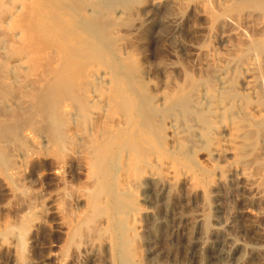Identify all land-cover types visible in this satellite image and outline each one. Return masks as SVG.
Returning <instances> with one entry per match:
<instances>
[{"label": "rangeland", "instance_id": "1", "mask_svg": "<svg viewBox=\"0 0 264 264\" xmlns=\"http://www.w3.org/2000/svg\"><path fill=\"white\" fill-rule=\"evenodd\" d=\"M124 1H120V4L127 6L125 16L109 24L105 32L106 38L104 34L105 39L101 37L97 51L90 52L92 60L88 53L90 58L88 59L85 54L83 61L99 63L101 66V62L106 59L103 67L105 63L108 69L112 66L113 72L122 75L127 84L129 83L133 88L139 87L138 92L142 90L140 93L142 99L154 101L153 104L158 109L157 94L161 95V98L167 97L179 85H185L188 78H192V81H196L198 77L206 79L210 75L211 57L231 54L236 46L245 47L257 42L258 46L252 48L250 57V60L256 64V70L251 72L250 76L256 80L257 98H253L251 102L259 108L260 115L250 119L249 122L257 125L263 121L264 102H260L258 96H264V0H230L224 6H218L214 0H209L206 6L199 0H187L184 3L176 0ZM136 5L137 12L133 9ZM36 34L30 32L28 37L31 39L24 40V44L18 42L16 46L12 45V49L18 52L16 54L18 57L9 61L7 74L10 76H8L10 84L5 86L0 84L2 86L0 87V120L2 121L0 148L3 152L1 153L8 154L14 161H18L12 180L5 174L0 164V228L15 222L28 208H32L37 217L35 223L41 221L37 229H33L32 237L35 239L31 237L33 241L30 240L32 244L30 243L29 246L32 245L33 248L27 249L28 253L33 251L27 254L29 258L37 257L33 259L35 262L31 260L32 264H37L39 260L46 261L40 264H111V254L104 247L96 246L86 255L82 251L76 252L73 247L67 249L65 244V229L70 225L75 214H80L84 209L85 198L81 195L84 194L83 190L87 185L88 157L82 149L81 140L84 139V133L78 116L74 115L75 120H73L72 115L68 129L72 134L78 135L76 139L80 142L72 140L65 148L55 147L57 144L53 136L51 137L52 133L50 129L48 130V125L45 122L44 125L43 120L39 118L44 107V98L40 96L42 79L56 69L58 62L56 57L52 58L55 56L52 51L53 56L48 55L51 53L48 48L46 49L51 44V42L47 43L49 39L43 38L45 39L43 43L41 37V40L39 39L40 35ZM52 40L54 38H50L49 41ZM42 43L43 45H39ZM99 48L101 51L104 48L101 56ZM22 52L27 55L22 57L25 55ZM97 57L104 59L98 62ZM93 58L97 59V62ZM53 60L57 63H53ZM122 71L129 78L124 76ZM233 71L232 68L229 78H232L233 87L237 92L235 93L242 99L240 101L247 103L243 90L244 74H234ZM130 79L138 86L129 82ZM24 82L26 84H22ZM7 86L9 88H6ZM151 93L156 96L151 98L152 101L148 97ZM113 99L115 98H109L105 111L100 116L93 115L94 134L107 132L110 126L117 123L119 127L121 124L125 127L126 123L124 130L129 135L125 134L123 141L124 144L131 143L133 138L130 135L134 133L129 128L133 123L126 119L125 112L111 111L109 105ZM68 107L64 109H69L73 113V108ZM234 121L239 122L247 130L248 123L243 124L238 119ZM164 125L157 116L153 125L156 146L152 150L143 151L144 153L159 151L154 156L159 162L167 158L161 150L164 151L170 141ZM26 129L34 134H30ZM227 132L225 131L224 134ZM254 136L251 145H256V148L264 147V125ZM192 139L196 141L193 142L190 156L202 160L201 155L206 147L197 138L192 137ZM251 145L247 147V154L255 157L257 151ZM123 152L124 149L119 148L118 156H114V160L110 163V181L115 185L121 176L120 166L125 157ZM129 155L127 151L126 157ZM150 159L151 157L146 158V163L143 166L139 165L137 172L143 171ZM230 159V155L225 158L215 157V162L223 166ZM245 168L244 171L229 173L220 184L215 186L209 185L207 179H204L205 192L202 189L190 190L193 183L188 181L183 183V187H173V184L163 180L162 171L158 166L153 168L159 174L156 179L147 183L142 182L141 186L135 185L132 181L128 190L116 187L114 196L117 199L124 197L123 213L136 212L140 203L137 201L138 196L143 197L144 205L152 213L143 219L145 226L143 237L148 244L147 247L157 252L154 255L157 257L156 260L152 259L149 264H169L174 258L181 260L187 252L189 255L184 234L172 231L171 227L178 220L190 217L201 209L211 214L212 219L208 225L218 227L220 236L228 234L239 243L253 249L244 252L238 264H264V154L260 155L258 161L255 159L248 162ZM14 182L23 189V193L17 191ZM252 183L255 184L251 185ZM250 185L253 186L252 189L249 188ZM51 200L57 203L58 217H54L47 210ZM57 222L63 224V229L56 226ZM121 227L125 241L121 243L127 247V254L123 256L122 264H145L144 260L139 261L141 257L131 251L137 249L141 237L131 235L124 219L116 220L115 229ZM209 229L207 226L205 229L207 233ZM206 237L208 244L211 243L212 237L208 234ZM170 251L174 256L172 253L169 254ZM3 253L0 252L2 263L6 260L5 253L2 256ZM159 257H162V260ZM4 264H8L7 261Z\"/></svg>", "mask_w": 264, "mask_h": 264}, {"label": "bare ground", "instance_id": "2", "mask_svg": "<svg viewBox=\"0 0 264 264\" xmlns=\"http://www.w3.org/2000/svg\"><path fill=\"white\" fill-rule=\"evenodd\" d=\"M120 1L122 2V0H0V60H3L0 61V84L4 86L10 84V76L7 74L9 61L16 60L18 57L16 55L18 52L16 53L12 49L13 44L16 46L18 42L31 39L28 37L30 32L38 33L39 39L41 37L43 43H45L43 38L49 40L54 38L52 41L48 40V44L51 42L49 47H44L55 54L54 57H52V52L48 55L52 58L56 57L58 66L52 70L50 76L42 79L40 96L44 98V107L39 118L43 120V124L45 122L48 125V130L50 129L52 133L51 137L53 136V140L57 144L54 146L65 148L72 140L80 142L79 139H76L78 135L72 134L68 129L71 125V122L70 124L68 122L72 115L73 120H75L74 115L78 116L81 120L82 133H84V139L81 140L82 149L88 157L87 185L83 190L84 194L81 195L85 198L84 209L80 214H75L70 225L64 231L67 249L73 247L76 252L82 251L83 254L88 255L90 250L96 246L97 248L104 247L111 254V264H122L123 256L127 254V247L121 243L124 241L123 228L116 230L115 223L116 220L124 219L131 235L133 237L139 235L142 239H140L141 242L137 249L131 251L141 257L139 261L144 260L145 264H149L152 259L156 260L154 255L157 252L153 248L151 250L150 247H147L148 244L143 237L145 228L143 219L152 213L144 205L141 196L137 198L141 204L138 203L136 212L123 213L124 197L117 199L114 196V189L119 187L122 190H128L132 181L135 182V185L141 186L142 182L147 183L149 180L156 179L159 174L153 168L158 166L162 171L163 180L173 184V187H183V183L188 181L193 183H190V190L202 189L205 192L204 179H207L209 185H218L229 173L244 171L248 162L259 160L260 155L264 154V147L256 148V145H251V143L255 139L254 135L264 125V119L257 125L249 122L250 119L260 115L259 108L252 105L251 102L253 98H257V86L256 80L250 76L251 72L256 70L255 62L250 60L252 48L257 47L258 43L252 42L245 47L236 46L232 49L231 54L211 57L210 75L206 79L198 77L196 81H192V78H188L185 85H179L167 97L161 98V95L157 94V109L151 99L155 98V95L152 93L150 96L148 95L152 102L143 100L140 95L142 90L138 92L139 87L135 89L136 86L133 88L129 83L127 84L122 75L113 72L112 66L108 69L107 63H105L107 67L102 66L106 59L97 57L98 62L104 59L101 66L99 63L98 65L91 61L88 63L83 61L85 54L97 51L98 43L107 32L109 24L125 16L127 6L120 4ZM176 1L184 3L187 0ZM208 1L199 0L205 6ZM123 2L125 1L123 0ZM214 2L218 6H224L230 0H214ZM131 3L133 4V2ZM128 5L130 4L128 3ZM137 5L133 8L136 12ZM104 37L106 38V34ZM43 43L39 45H43ZM48 44L46 45L48 46ZM103 51L99 52L100 56ZM22 53L25 54L22 57L27 55V53ZM51 54L52 56H50ZM89 56L91 57V53ZM97 56H99L98 53ZM49 57L47 56V58ZM97 59L94 61L97 62ZM109 61L107 60L108 65ZM21 62H23V58H21ZM232 68L234 74H244L243 90L247 103L240 101L242 99L236 95L232 78H229ZM124 71L128 73V71ZM124 71H122L123 74ZM124 76L126 75L124 74ZM129 82L134 83L131 79ZM113 97L115 99L111 101V105L108 104L111 111L113 113L118 110L120 111L117 113L125 112L126 119L133 123L129 128L134 133L130 135L133 138L131 143L124 144L123 141L124 135L128 134L124 130L126 123L125 127L122 124L119 127L117 123L110 126L107 132L100 135L94 134L93 115L100 116L105 111L109 98ZM258 99L260 102H264V96H258ZM68 106L73 108V113L69 109H64ZM78 112L80 114H76ZM157 116L159 121L164 122L170 140L165 146L166 149L161 150L167 157L163 162L154 158L159 151L143 152L152 150L156 146V133L153 131V125ZM234 117L243 124L248 123L247 130L239 122L234 121ZM0 124L2 125L1 120ZM23 130L25 131V129ZM26 130L30 134H34L30 130ZM225 131H228L227 134H224ZM192 137L200 140L199 142L206 147L201 155L202 160L190 156L193 151V142L196 141ZM250 145L257 151L255 157H250L247 154V147ZM119 148L124 149L125 157L127 151L130 155L124 157L120 166L121 176L115 185L110 181V163L114 160V156H118ZM1 152L2 149L0 150V164L5 174L10 179L14 178L18 161H14L13 157L10 158L8 154L4 155ZM228 155L231 159L225 165L221 166L215 162V157L225 158ZM148 157H151L148 165L146 164L143 171L137 172L138 166H143ZM253 184L255 183L251 185ZM13 185L18 192L23 193V189L17 183L14 182ZM251 185L250 189L253 187ZM47 210L54 217L59 216L55 200L50 201ZM35 219L37 217L34 210L28 208L15 222L0 228V252H4L6 255L4 262L32 264L31 260L34 261L33 259L37 258L33 256L34 258L31 259L27 256V254L33 253V251L30 252L31 249L28 253L27 249L30 243L32 244L30 240H32L33 231L41 222L35 223ZM211 219V214L201 209L190 217L178 220L171 227L172 231L184 234L185 244L190 253L188 255L187 252L181 260L174 258L173 262L169 264H238L244 252L253 250L228 234L220 236L218 227L209 226ZM56 226L63 229V224L60 222H57ZM207 226L210 228L208 233L205 230ZM207 234L212 237L209 244ZM29 248H33V246L31 245ZM170 253L173 255V252L170 251ZM137 257L135 258L137 259ZM159 259L162 260V257ZM4 262H0V264H4ZM42 262L44 261L39 260L37 264Z\"/></svg>", "mask_w": 264, "mask_h": 264}]
</instances>
